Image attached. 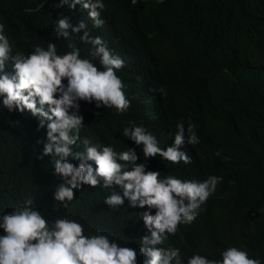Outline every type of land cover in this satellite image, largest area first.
I'll return each instance as SVG.
<instances>
[{
  "label": "trees",
  "instance_id": "1",
  "mask_svg": "<svg viewBox=\"0 0 264 264\" xmlns=\"http://www.w3.org/2000/svg\"><path fill=\"white\" fill-rule=\"evenodd\" d=\"M86 2L70 9L73 0H0V23L12 49L0 75L15 73L12 56L27 57L36 48L47 52L49 44L58 56L74 47L80 59L103 71L94 45L80 37L87 30L90 39L101 38L124 61L116 75L129 106L118 111L103 103L97 107L95 99L74 101L77 106L69 107L68 115L81 117L82 124L70 147L80 155L68 157L69 162L89 165L80 150V139H89L117 154L133 149L135 163L144 164L145 171H159L160 179L203 182L221 177L195 219L165 233L166 244L179 250L181 264L194 255L222 259L229 247L264 264V0H100V26L83 8ZM60 19L69 23L67 38L57 33ZM80 22L86 29L72 32ZM67 82L62 78L65 87ZM180 123L185 142L179 150L191 163H172L159 155L146 158L143 144L131 139V130L142 127L166 150ZM190 123L195 125L192 132ZM47 131L14 115L0 95V223L31 199L33 210L49 222L66 217L80 223L85 236L102 234L139 252L141 238L150 236L142 214L155 215L157 209L140 207L138 201L133 205L122 185L104 187L100 177L96 187L87 189L82 183L74 189L75 198L63 207L54 199L63 182L55 173L59 157L43 154ZM193 133L199 142L189 144ZM116 162L127 164L129 171L133 167L119 156ZM92 168L95 175L96 166ZM113 194L123 203L108 205L104 197ZM149 259L139 255L137 264Z\"/></svg>",
  "mask_w": 264,
  "mask_h": 264
},
{
  "label": "clouds",
  "instance_id": "2",
  "mask_svg": "<svg viewBox=\"0 0 264 264\" xmlns=\"http://www.w3.org/2000/svg\"><path fill=\"white\" fill-rule=\"evenodd\" d=\"M77 3L80 0H73L69 8L74 9ZM82 6L88 9L89 17L97 26L103 24L97 10L104 7L100 0H89ZM68 28L67 19L58 21L59 35L67 38ZM82 29H86L84 22L72 28V32ZM3 31L4 25L0 23V71L12 50ZM80 38L94 45L93 55L100 56L103 71L88 59H80L79 50L74 47L72 52L63 56L55 54L52 44H49L47 52L36 48L27 57L17 54L11 57L15 73L0 75L3 105L14 115L34 120L37 128L48 129V143L44 145L43 154L59 157L55 160V173L63 181L54 192L56 201L67 208V202L75 198L73 190L79 189L82 183L87 189L98 186L100 181L97 177L103 178L104 187L115 182L123 186L124 196L133 205L138 201L140 207L147 205L157 209L155 215L147 211L142 214L150 236L141 238L142 246L137 252L135 248L119 246L102 234L85 236L83 226L66 217L49 222L40 211L33 210L32 200L29 199L25 206L17 207L2 217L0 228L5 234L0 235V264H137L139 255L150 258L147 264H181L179 250L166 244L165 233H175L179 223L192 222L199 206L215 191L222 178L210 176L203 182L182 181L173 176L160 179L159 171H145L144 164L135 163L138 157L133 149L117 154L111 147L94 145L89 139H80L83 146L80 147L81 153L89 165L70 163L68 157L80 155L73 153L70 147L77 143L82 124L81 117L68 115V108L77 106L74 101L95 99L99 102L97 107L103 103L114 106L118 111L129 106L122 91L124 85L116 75L117 70L124 67V61L114 55L101 38L90 39L87 30ZM134 65L139 68L138 63ZM62 78H67L66 87ZM55 93L60 94L59 98H54ZM194 128L195 125L190 123L189 132ZM73 130L76 134H72ZM124 134L129 135V130L125 129ZM130 135L136 144H143L146 158L159 155L172 163H191L187 153L179 150L185 142L182 123L177 125L173 145L166 150L161 149L155 137L142 127H135ZM187 142L196 144L199 141L193 133ZM216 154L219 155V152ZM117 156L123 162L132 163V169L126 170L127 164L117 163ZM91 165L96 166L95 175ZM104 200L112 206L123 203L122 198L115 194L107 199L104 197ZM221 257L215 260L194 255L187 264H261L260 259L249 258L247 251L236 247H229L221 253Z\"/></svg>",
  "mask_w": 264,
  "mask_h": 264
}]
</instances>
